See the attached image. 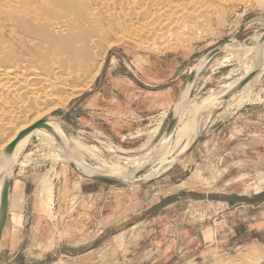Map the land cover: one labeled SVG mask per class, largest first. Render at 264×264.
<instances>
[{
  "label": "rangeland",
  "instance_id": "obj_1",
  "mask_svg": "<svg viewBox=\"0 0 264 264\" xmlns=\"http://www.w3.org/2000/svg\"><path fill=\"white\" fill-rule=\"evenodd\" d=\"M224 10L218 16L213 15L210 24L199 26V32L195 27L185 29L188 40H180L181 43L171 42L160 49L136 48L133 43L123 41L112 44L93 82L84 86L85 82L79 81L75 90L63 96L57 105L40 110L42 118L55 121L77 140L92 162L105 163L104 170L127 166L125 170L134 173L152 160L157 162L137 176L136 179L148 177L143 182L101 185L115 193L96 202L81 194L79 188L80 181L93 179L68 163V158H62L63 161L55 144L42 134L33 133L17 154L13 167L8 214L0 237V264H260L264 261V110L252 121L250 116L240 117L237 112L241 106L260 102L264 69L259 78L251 80L245 88L242 86L238 96L237 91L230 95L228 105L214 101L209 106L216 107L209 114L207 104L200 109L196 127L204 124L205 109L209 116L204 118L209 120L204 127L208 123L211 126L207 136L206 133L203 136L201 128L194 140L210 138L211 143L198 163L189 165L187 171L181 170L185 152L171 166L158 172L163 166L160 160H170L179 153L187 136L177 143L174 131L162 151L164 155L162 152L152 155L149 151L147 154L163 134L177 101L169 109L159 110L151 120L132 127L125 117L129 107L121 95L118 101L112 100L113 94L117 95L123 86V78H134V74L139 77L137 69L171 58H178V63L183 60L180 68L184 73L178 81L184 83V89L192 67L212 48L227 39L236 51L241 50L239 44L251 47L264 31V0H250L247 5L231 3ZM222 50L197 74L189 96L199 95L189 104L186 114L185 110L182 112L185 117L181 114L183 119L178 124L193 119L188 109L211 93L204 96V92L230 85L245 74L239 67L243 61ZM221 110L222 114L217 115ZM113 116L117 117L115 124L120 130H131L129 135L114 139L107 134ZM250 125L258 129L249 131ZM236 136L240 137V147L233 149ZM174 141L178 144L175 148ZM227 151V158H223ZM146 154L149 157L143 163ZM161 154L164 157L160 158ZM131 156H138L142 165L131 166L127 162ZM13 254L16 257L10 260Z\"/></svg>",
  "mask_w": 264,
  "mask_h": 264
},
{
  "label": "bare ground",
  "instance_id": "obj_2",
  "mask_svg": "<svg viewBox=\"0 0 264 264\" xmlns=\"http://www.w3.org/2000/svg\"><path fill=\"white\" fill-rule=\"evenodd\" d=\"M249 1L0 0V148L3 151L15 139L19 131L39 119H44L41 117L42 114H39L40 110L46 106L57 105L63 96L75 90L79 81L85 82L83 85L93 82L112 44L123 41L133 43L136 48L139 46L160 49L161 46L171 42L174 44L175 41H178L177 43L180 40L186 41L188 35L185 29L195 27L197 30L203 24H210L213 15L218 16L224 13V9L229 4L237 2L247 5ZM239 46L241 50H237L238 52L230 44L222 48L232 52L230 54H233L236 59L243 61L239 67L245 74L240 79L255 69L259 70L243 85L245 88L251 80L259 78L264 69V41L256 47L240 44ZM230 58H227L228 61ZM210 92L202 101L188 109L194 115L192 121H182L177 124L175 128L177 143L187 136L186 141L179 153L170 160H160L163 166L159 167L158 172L171 166L178 155L190 148L203 127V125L201 128H198L200 125L196 127L200 109L203 110L202 107L206 104L210 108L209 105H213L221 91ZM209 108L208 114L212 110ZM184 113L186 114V109ZM45 122L58 136V140L47 130L36 128L16 144L11 156L6 157L1 151L0 191L3 176L12 173L17 154L33 133L42 134L43 138L55 144L61 159L72 160L88 173L100 172L123 179L133 178V172L125 170L127 167L125 165L124 168L114 166L112 169L106 166L111 169L109 171L103 169L105 163L100 165L97 164L98 161L89 163L86 161L89 158L84 154L83 146L77 140L68 136L55 121L45 119ZM192 128L193 132L188 135ZM177 143H174V148L178 145ZM165 147L166 145L162 146L156 154L159 155ZM148 151L151 153L147 150V154H149ZM170 153L171 151L168 155ZM147 154L142 159L143 163L149 157ZM162 154L160 158L164 157ZM138 158V156H131L127 162L137 167L142 162ZM50 187L52 194V186ZM260 264H264V261Z\"/></svg>",
  "mask_w": 264,
  "mask_h": 264
},
{
  "label": "crops",
  "instance_id": "obj_3",
  "mask_svg": "<svg viewBox=\"0 0 264 264\" xmlns=\"http://www.w3.org/2000/svg\"><path fill=\"white\" fill-rule=\"evenodd\" d=\"M178 58H171L169 60H164L163 62H160L153 66L143 67L141 69H137V74L139 77H137L136 74H134V78H123V86H121L118 89V94H113L112 100L118 101L119 100V94L121 95V98L123 99V102L128 105L129 112L125 115L126 118H128L130 121V125L133 127L134 125L142 124L143 121L151 120L156 113L161 109H169L172 107V105L177 101L180 93L183 90L184 83L182 81H178L179 77L184 73L182 71L181 63H178ZM182 71V72H181ZM108 78H111L108 77ZM137 82H136V81ZM109 81V80H108ZM138 83V84H137ZM114 89V87H113ZM116 89V87H115ZM237 91L235 95L238 96V93L241 91ZM260 102H251L246 104L245 107H242L238 109V115L244 116H250L249 120L252 121V119H257L258 112L264 110V90L263 88H260ZM234 95V96H235ZM232 98V97H231ZM226 98L223 100V103L228 105L229 100L231 99ZM236 101V100H235ZM227 107H224L225 110ZM222 114V110L218 112L217 115ZM207 116V112L203 113V127L201 130H203V136H207V131L209 130V127L211 126L209 123L204 127L206 122L209 120V118H204V116ZM209 116V115H208ZM248 119V118H247ZM238 120V116L234 118V121L236 122ZM117 121V117L113 116L112 124L110 127V130L107 132L109 136L112 138H120L122 136H127L131 133V130L128 132H124V130H120L119 127H117V124L115 122ZM205 121V122H204ZM255 121V120H253ZM118 122V121H117ZM110 124V123H109ZM131 127V128H132ZM250 128H253L254 130L258 129V126L256 125H250ZM248 129V128H247ZM235 140L233 141L234 146L232 147L235 149L236 147H240V137L236 136ZM211 143L210 138L209 139H203V140H196L192 144L190 148L186 151V154L182 161L184 162V167H181V170L187 171L188 166H192L195 163H198V159L201 158L203 155V151L205 148H208ZM224 146V145H223ZM226 147V146H225ZM231 148V149H232ZM230 149V148H227ZM226 151V150H225ZM229 151L224 152L223 158H227V155ZM174 173H170V176H174ZM101 185L103 186H109L108 183L99 182L95 180H91L88 182L80 181V192L81 194L85 196H90L94 198V201L97 202L99 200L98 198L105 196V197H111L115 191L114 190H107L106 187L101 188ZM262 192V191H261ZM264 192V191H263ZM95 202H93L94 204ZM28 218V216H26ZM28 221H25V224L27 225ZM34 226V225H33ZM34 228V227H33ZM34 230V229H33ZM33 234V231H32ZM16 257V254H13V256L10 258V260L14 259Z\"/></svg>",
  "mask_w": 264,
  "mask_h": 264
},
{
  "label": "water",
  "instance_id": "obj_4",
  "mask_svg": "<svg viewBox=\"0 0 264 264\" xmlns=\"http://www.w3.org/2000/svg\"><path fill=\"white\" fill-rule=\"evenodd\" d=\"M263 41H264V31L261 33L260 37L255 41V43L252 44V47H256L257 45L261 44ZM228 42H229V39L225 40L224 42H222L218 46L209 50L199 60L198 65L195 68H193V70L190 73L188 80L185 84V87L182 90V94L180 95V97L178 98V100L176 102V105L174 106L172 116H171L166 128L164 129L163 134L161 135V137L159 138L157 143L154 145V147L151 149V153H153V155L162 146H164L168 142H170V140L174 134L175 128H176L179 120L181 119L182 112H184V110L187 109V107L195 99V97H197L199 95V94H197V95H194L192 97L189 96L191 89L193 88L195 78L197 77V74L199 73L200 69L206 64V62L209 59H211L213 56H215L219 52L223 51L222 47L226 44H229ZM258 72H259V70L255 69L254 71H251L250 73H248L247 75L242 77V79H240V78H239L240 80L237 79L235 81L236 83L233 82L232 84L227 85V86H222V87H218V88H211L208 91L204 92V96H206L209 91H214V92L215 91H221L220 94L218 95L217 99H216L217 102H221V101L225 100L226 98H228L233 93H235L236 91H238L239 89H241L242 86L244 84H246ZM228 86H230V87H228ZM202 115H203V113H202ZM36 128H43V129L47 130L49 133H51L53 136H55V138L58 140V136H56L55 133L53 132L52 128L46 124L45 118L39 119L38 121H35L34 123L29 125L28 127L19 131L18 134L16 135L15 139L3 149L2 155L6 156V157L11 156V154L14 151L16 144L22 138H24L27 134H29L32 130H34ZM60 128L63 130L61 125H60ZM194 141L191 143L190 147L192 146ZM183 154L178 155L176 157V159L173 161V163L176 160L180 159ZM86 161H88L89 163H90V161L92 162V160H90V159H88ZM68 163L73 165L75 168L80 169L89 178H91L95 181L104 182V183L113 184V185H126V184H137V183L143 182L145 179H147L148 177H144L142 179H136V178H137V176H139V175L143 174L145 171H147L149 169V167L152 165L153 161H150L149 163H147L146 165H144L143 167H141L140 169L135 171L133 173V178H131V179H123L122 177L107 175V174H103L100 172L88 173L85 170H83L82 167L77 166V164L74 163L72 160H69ZM95 165H97V164H95ZM12 181H13V171L10 175L7 174V175L3 176L1 191H0V237L3 233L4 227L6 224V219H7V214H8V205H9V193L11 191Z\"/></svg>",
  "mask_w": 264,
  "mask_h": 264
}]
</instances>
